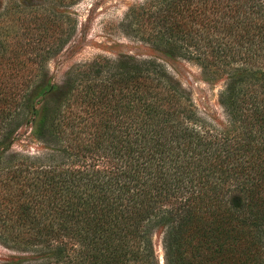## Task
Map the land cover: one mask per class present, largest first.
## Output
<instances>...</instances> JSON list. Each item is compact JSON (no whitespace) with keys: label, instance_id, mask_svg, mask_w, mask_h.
Wrapping results in <instances>:
<instances>
[{"label":"trees","instance_id":"1","mask_svg":"<svg viewBox=\"0 0 264 264\" xmlns=\"http://www.w3.org/2000/svg\"><path fill=\"white\" fill-rule=\"evenodd\" d=\"M155 45L223 80L227 127L154 61L99 59L61 84L60 16L0 32V241L6 264H264V0H151ZM49 19V18H48ZM31 125L47 151L9 152Z\"/></svg>","mask_w":264,"mask_h":264},{"label":"rangeland","instance_id":"2","mask_svg":"<svg viewBox=\"0 0 264 264\" xmlns=\"http://www.w3.org/2000/svg\"><path fill=\"white\" fill-rule=\"evenodd\" d=\"M151 0H0V32L13 33L50 20L52 27L60 16L65 26L75 29L59 53L46 63L45 73L53 84H61L67 73L79 64L99 59L154 61L161 64L192 97L199 117L217 130L227 127V117L219 103L223 80L191 60L170 53L169 46L155 45L141 32L143 6ZM49 18V19H48ZM150 28V25H148ZM55 28V27H54ZM47 151L32 133V126H23L12 139L9 152L24 155ZM157 264H166L162 235L154 236ZM23 253L0 241V264H6Z\"/></svg>","mask_w":264,"mask_h":264}]
</instances>
